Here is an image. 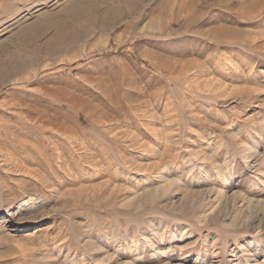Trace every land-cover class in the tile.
<instances>
[{
	"label": "rangeland",
	"instance_id": "rangeland-1",
	"mask_svg": "<svg viewBox=\"0 0 264 264\" xmlns=\"http://www.w3.org/2000/svg\"><path fill=\"white\" fill-rule=\"evenodd\" d=\"M0 264H264V0H0Z\"/></svg>",
	"mask_w": 264,
	"mask_h": 264
}]
</instances>
